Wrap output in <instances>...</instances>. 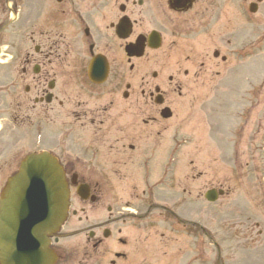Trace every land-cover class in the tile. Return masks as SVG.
Wrapping results in <instances>:
<instances>
[{
    "label": "flooded vegetation",
    "instance_id": "1",
    "mask_svg": "<svg viewBox=\"0 0 264 264\" xmlns=\"http://www.w3.org/2000/svg\"><path fill=\"white\" fill-rule=\"evenodd\" d=\"M246 16V0H0V197L27 156L57 160L71 200L50 237L52 264H100L109 250L110 264H151V223L176 233L189 224L195 236L198 211L185 212L189 218L156 201L172 169L162 147L166 121L173 94L213 90L222 73L250 71L242 93L263 101V15L253 41ZM178 120L182 134L187 122ZM190 126L191 181L207 169L205 193L218 200L235 188L215 177L213 164L232 168L236 185L252 177L262 185L263 118H194ZM182 149L174 153L176 182ZM127 196L150 204L130 210L128 199L119 204ZM13 255L2 253L0 264H15Z\"/></svg>",
    "mask_w": 264,
    "mask_h": 264
},
{
    "label": "rangeland",
    "instance_id": "2",
    "mask_svg": "<svg viewBox=\"0 0 264 264\" xmlns=\"http://www.w3.org/2000/svg\"><path fill=\"white\" fill-rule=\"evenodd\" d=\"M253 1L255 0H246V4L248 5ZM260 7L262 8L260 12H257L256 16L258 17L256 19H261V15H263L260 22L262 23V78H264V0ZM157 12L160 13L161 11L154 10V13ZM246 18V37L248 41H253L256 34L260 33L250 19L255 18V15L247 13ZM196 19H200V17H196ZM251 73L254 72L251 71ZM250 76L254 77L255 75L248 71L239 76L237 74L224 78V73H222L219 77H215L213 90H203L205 88L195 90L186 98H180L173 94L174 114L172 118L166 121L167 129L162 144L167 152L166 163L170 164L172 169L167 176L166 186L156 192L160 197L156 198V201L173 210H181L184 215L190 214L191 210L198 211L199 227L194 236L187 231L190 228L189 224L184 225L183 231L176 233L170 230L167 224L151 223L150 242L153 245L151 264H264L263 169L262 181L260 180L262 185L258 181L255 183L254 177L250 178V181L245 178V181L238 182L236 185L231 178L234 174L232 168L213 164V171L217 168L215 177H225L229 184L235 185L233 192L229 196L226 194L220 197L214 203L207 202L204 197L197 199L191 196L195 194V191L203 195L205 190L209 188L207 183L210 181L207 169L200 170L203 175L199 177L197 183L191 181L192 172L189 161L192 158L197 160L191 152L193 149L192 126H190L192 119L216 118V120L221 121L222 118H263L264 124V97L260 104L254 105L247 100L249 97L242 93L246 88L244 85L246 83L245 77L250 78ZM180 118L187 122L182 134L177 132V123ZM253 124L251 123V128H253ZM205 131H207L206 128ZM248 131H252V129ZM177 147L183 148L181 151L183 167L182 174L178 177L180 181L176 182L174 179L177 177L176 173L179 166L176 159L177 155L174 153ZM216 155L218 154L209 155L208 160H212ZM206 159V156L200 158L199 162H208ZM152 178L155 179V177ZM153 182L151 180V183ZM262 186L263 188H261ZM72 196L76 198L75 194ZM127 197L119 204L125 205V201L128 199L130 210L145 209L150 204L148 201H136ZM72 202L74 203V201ZM74 208L79 209L78 204L77 206L72 204V209ZM187 216L189 217V215ZM204 228L208 230L209 237L203 231ZM65 242L66 240H62V243ZM112 251L109 250L106 256H102L100 264H110V260L114 258L111 254ZM74 264L78 263L75 262Z\"/></svg>",
    "mask_w": 264,
    "mask_h": 264
},
{
    "label": "water",
    "instance_id": "3",
    "mask_svg": "<svg viewBox=\"0 0 264 264\" xmlns=\"http://www.w3.org/2000/svg\"><path fill=\"white\" fill-rule=\"evenodd\" d=\"M67 198L61 169L46 153L29 156L20 172L10 179L6 245L16 244L32 255L22 264H39L44 234L58 229Z\"/></svg>",
    "mask_w": 264,
    "mask_h": 264
}]
</instances>
